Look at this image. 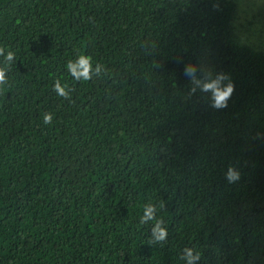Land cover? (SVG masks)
<instances>
[{
	"label": "trees",
	"instance_id": "obj_1",
	"mask_svg": "<svg viewBox=\"0 0 264 264\" xmlns=\"http://www.w3.org/2000/svg\"><path fill=\"white\" fill-rule=\"evenodd\" d=\"M236 13L232 0H0V47L15 53L0 264H183L186 246L198 264H264V52L235 38ZM81 54L105 71L76 81L66 64ZM187 64L231 79L227 107L192 93ZM147 203L165 206L162 244L140 223Z\"/></svg>",
	"mask_w": 264,
	"mask_h": 264
},
{
	"label": "clouds",
	"instance_id": "obj_2",
	"mask_svg": "<svg viewBox=\"0 0 264 264\" xmlns=\"http://www.w3.org/2000/svg\"><path fill=\"white\" fill-rule=\"evenodd\" d=\"M0 57H3L5 66L0 67V86L8 85L7 71L9 66L15 59V53L8 51L5 53V49L0 47ZM68 73L76 81H90L93 76H100L105 71L104 66L97 63L93 66L91 56L79 55L75 60H70L66 64ZM198 72L200 73L198 75ZM184 75L189 79L192 84L191 91L195 93L199 90L202 93L210 95L211 106L215 109H223L227 107V102L231 98L234 92V84L231 79L223 73L213 76L210 72L199 69L194 64H187L184 68ZM53 90L56 94L64 99H71V89L67 84L62 85L60 80L57 79L54 84ZM53 120L52 113H45L43 115V122L48 125ZM229 182H235L239 179V173L234 169H229L226 177ZM165 206L163 203L155 205L147 203L143 208V215L140 217L141 224H151V237L149 239L150 244L164 243L168 237V229L164 226V221L157 217L159 209H163ZM180 260L183 264H198L200 260V252L195 247H185L180 253Z\"/></svg>",
	"mask_w": 264,
	"mask_h": 264
},
{
	"label": "rangeland",
	"instance_id": "obj_3",
	"mask_svg": "<svg viewBox=\"0 0 264 264\" xmlns=\"http://www.w3.org/2000/svg\"><path fill=\"white\" fill-rule=\"evenodd\" d=\"M237 13L232 23L235 38L264 52V0H232Z\"/></svg>",
	"mask_w": 264,
	"mask_h": 264
}]
</instances>
